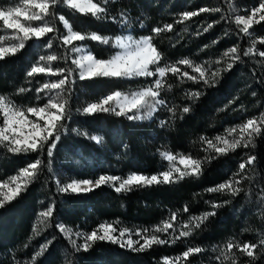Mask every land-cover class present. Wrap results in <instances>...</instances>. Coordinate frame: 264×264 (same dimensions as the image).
I'll list each match as a JSON object with an SVG mask.
<instances>
[{"label":"trees","instance_id":"1","mask_svg":"<svg viewBox=\"0 0 264 264\" xmlns=\"http://www.w3.org/2000/svg\"><path fill=\"white\" fill-rule=\"evenodd\" d=\"M244 1L248 6L255 3V7L260 3V0ZM233 6V2L229 0H116L115 4L109 6L110 15L119 20L120 13L125 12L129 20L126 27L111 20L98 21L90 16H82L65 6L57 8V15H64L74 29L98 32L111 38L127 32L136 38L155 36L153 42L163 51L169 63L187 57L201 63L207 60L206 62L211 63L208 65L214 67L215 61L233 46L239 47L241 60L231 70L223 71V76L219 77V83L214 87L206 86L203 82H181L169 73L165 85L168 87L171 84L169 100H173L176 105L175 115L168 109L164 111L161 108L150 119L136 120L103 112L84 115L77 109L114 91H137L150 85L154 79L80 80L75 75L77 70L74 71L71 79L75 83L70 84V91L66 92L71 110L70 119L65 122L68 131L61 133V140L53 150L51 171L48 170L49 158L45 154L41 157L45 167L40 179L16 200L0 208V264H31L33 254L49 240L52 243L48 251L37 258L36 264H163V258L177 257L188 247L195 246L205 251L190 256L188 264H220L216 259L218 252L214 248L223 247L230 239L241 243L258 241L261 233H264V206L256 207L257 201L251 202L248 195L246 198H238L220 192L210 193L205 189L215 187L239 172V164L245 161L242 154L248 153L257 156L255 185L259 191L264 190V135L255 137L254 148L250 145L245 151L239 150L228 156H221L216 161L204 163L203 175L199 178L187 177L177 184L139 188L127 194H117L108 186H101L88 193H59L55 176V170H61L64 172L63 177L67 176L62 180L69 183L73 179L95 180L102 174L120 177H127L133 172L157 174L166 170L169 164L162 159V152L182 153L204 160V143L200 138L214 137L224 130V125L234 122L226 119L225 113L223 115L217 111L223 110L231 98L237 97L244 78L250 80L251 87L241 97L242 111L237 113L247 117L254 114L255 107L262 108L264 67L260 69L256 65L257 62L262 66V59L257 55H243L249 46V39L238 31L231 15ZM203 7L220 8L221 11L200 12L190 20L177 23L184 12L198 11ZM53 23L61 33H65L63 24L58 19H54ZM166 24L173 26L171 32L156 36L151 31L152 28H162ZM209 24L212 27L204 32L203 29ZM51 35L54 34H49ZM47 39L45 37L44 40L37 41L40 48H47L44 43ZM33 43V40L28 42L25 49L16 56L0 60V94L14 95L19 88H27L29 85L26 73L38 58L37 48ZM53 44L52 53L70 55L59 40H54ZM83 44L97 58L108 59L118 51L110 45L95 41H84ZM257 46L259 50H264V45ZM61 62L63 67L75 69L70 60ZM2 74H8L9 79ZM183 92H201L202 95L191 100ZM31 94L29 92L25 96L30 98ZM11 98L15 100L13 96ZM184 106L190 107L188 113L182 112ZM140 114L143 115V112ZM238 119L236 115V120ZM161 121L165 122L163 126ZM73 130L99 135L103 137V143L86 139ZM36 156V153L13 155L0 149V181L16 174L18 169ZM249 188L248 183L247 191ZM206 201H214L222 206L215 209L216 215L209 217L201 228L195 229L191 236L181 238L174 244L153 245L144 252H133L116 244L99 241L89 251L77 252L56 226L63 223L74 232L90 233L100 222L118 219L140 229H149L167 219L173 211L180 210L178 217L185 221L190 216L213 211ZM49 205H54L53 217L42 229L37 219L39 213ZM185 205L189 207V212H183ZM34 228L40 231L39 235H33ZM233 252L237 254L238 264H246L250 259L236 249ZM225 264H231V261H225ZM255 264H264V256Z\"/></svg>","mask_w":264,"mask_h":264},{"label":"snow or ice","instance_id":"2","mask_svg":"<svg viewBox=\"0 0 264 264\" xmlns=\"http://www.w3.org/2000/svg\"><path fill=\"white\" fill-rule=\"evenodd\" d=\"M116 0H22L14 6H0V22L2 28L11 30L10 35H0V60H4L9 56H16L21 50L25 49L26 42L30 40L44 41L47 48L54 47L53 41L59 40L61 46L68 53H76L75 57L71 55H57L55 53L39 56L37 62L33 64L26 73L27 77H35L38 74H46L48 76H59L58 80H45L38 88L35 89L36 99L40 100L44 93L46 102L42 105L28 106L26 108L17 106L9 98L0 95V149L13 155H27L36 153L37 156L32 161L26 163L23 168L18 169L17 173L11 175L7 179L0 181V208H4L6 204L11 203L28 190V187L38 181L41 176L44 161L41 159L46 154L48 160V170L51 171V158L53 150L57 148L58 142L61 140V133L68 131L66 121L70 119L71 110L69 107V99L64 93L70 91L69 85L75 83L72 78L73 72L78 70L80 80H92L97 78L108 79H134L137 77H156L151 85L145 86L138 91L131 93H122L114 91L98 101L92 102L77 109L84 115H93L98 112L110 113L116 116H125L129 120L152 118L153 113L160 106H165L166 101L162 98L161 92L167 83L166 77L169 73L183 82V78L195 83L203 82L206 86L214 87L219 83V77L222 71H229L234 64L241 60L240 49L233 46L226 50L216 64L222 65L221 68L211 70L205 63H196L195 61L185 57L175 62H167L163 51H161L153 42L155 36H143L139 39L133 38L131 35L125 37L117 36L113 40L111 37L102 35L98 32H90L87 30L74 29V26L65 18L64 15H57V8L65 6L75 13L82 16H90L98 21L111 20L121 23L126 27L129 24L126 13L121 12L120 18L110 15V5L115 4ZM231 8V4L229 5ZM219 12L220 8L209 9L207 7L200 8L198 11H186L182 14L181 19L177 23L190 20L192 17L199 15L200 12ZM264 0H260L257 7H253L250 15H239L235 17L237 26L242 25L240 31L251 36L249 29L253 23L264 21ZM258 19L256 17L258 16ZM223 19V17H221ZM54 19H58L66 30L61 33L53 23ZM39 22V23H33ZM143 27V25H141ZM212 25L209 24L203 29L207 32ZM173 26L166 24L162 28L155 27L151 31L159 36L164 32H171ZM49 34H54L49 36ZM7 40L15 41V43H6ZM95 41L103 45H110L118 49L108 59L97 58L85 44L76 42ZM256 40L252 42L244 56H249L257 52L255 49ZM216 43V41H213ZM260 44H264V38L259 39ZM207 47V45L205 46ZM258 55L264 57V51H258ZM64 60L71 61L75 65V69L71 67H52L51 62ZM230 61V62H229ZM163 62V63H162ZM179 65L190 68L193 73L182 71ZM31 81H29L30 83ZM171 84H168V90ZM31 91L29 88L21 87L19 93ZM202 95L201 92H190L187 96L191 100L198 99ZM231 103V101H230ZM168 111L175 115L176 107L168 108ZM190 107L184 106L183 113H188ZM143 112V115L140 113ZM29 116L35 117V120L29 119ZM182 118V117H181ZM41 121L43 123H41ZM165 124L161 121V125ZM239 129V134L237 133ZM78 135H83L86 139H90L96 143H103V137L99 135H91L87 131L73 130ZM264 135V113L259 117L247 119L244 123L237 127L228 129L227 136H217L214 140L201 137V142L207 145V149L215 152V156L205 157V160L193 158L190 155L182 153L173 154L171 152H162L161 157L169 162L168 168L157 174L146 175L143 173H130L127 177L102 174L97 179H73L69 183H61L57 180V191L59 193L81 194L92 192L101 186L112 188L117 194H127L128 192L139 188H148L161 184H177L187 177L199 178L203 175V164L210 163L211 160L218 156H225L230 151L235 152L240 147L248 148L250 145L254 148L255 137ZM231 136L232 139H228ZM222 145V146H221ZM257 161V156L249 155L247 160L239 164V172L234 173L231 179L226 180L219 185L205 189L207 192H222L231 196H236L243 191L240 187L242 179H248L242 175L245 172L246 165H253ZM182 165L183 167H180ZM240 176L241 179H236ZM264 192V190H262ZM264 201V196L261 197ZM209 203L213 211L202 213L199 216H190L188 221L180 226L178 231L175 226L180 210L173 211L169 217L161 222L160 225L153 229H143L134 231L126 227H119V222H102L90 233L73 231L71 227L59 223L56 226L69 241L71 247L79 252H87L98 241L116 244L121 248L128 249L133 252H144L153 245L174 244L182 237H189L195 229H199L209 217L215 216V209L221 207L214 201H206ZM183 212H189V207L184 206ZM54 213V205H49L46 210L41 211L39 216L43 222L51 220ZM171 230V231H169ZM248 229H246L247 231ZM178 232V234H177ZM156 233H162L167 238L162 239ZM37 228L33 229V235H39ZM139 237L133 240L132 235ZM83 240L78 244L77 239ZM141 240L143 243H141ZM51 240L40 246L31 257V264H36L37 258L42 256L49 249ZM138 245V247H137ZM28 247V245H25ZM236 249L239 253L250 258L246 264H255L257 260L264 256V233H261L256 243L244 242L236 240H228L223 247L214 248L218 252L216 257L220 264L225 261H231V264H238L237 254L233 252ZM205 249L195 246L188 247L179 256L174 258H163V264H188V258L194 254H199Z\"/></svg>","mask_w":264,"mask_h":264},{"label":"rangeland","instance_id":"3","mask_svg":"<svg viewBox=\"0 0 264 264\" xmlns=\"http://www.w3.org/2000/svg\"><path fill=\"white\" fill-rule=\"evenodd\" d=\"M231 3L233 2V4H234V6H233V8H232V11H231V15H232V17H233V19H234V21H235V17L236 16H239V15H250L251 14V10H252V8L253 7H255L254 6V4L255 3H250L249 4V6L248 5H246L245 3V1L244 0H229ZM19 2H21L22 3V0H19ZM18 3V0H0V6H3V7H10V6H14V5H16ZM257 7V6H256ZM262 14H264V13H262ZM258 17H259V14H258V16L256 17V19H258ZM33 23H39V22H33ZM262 23H264V21H261L260 23H253V26H252V28L251 29H249V32L251 33V36H248V35H246L245 33H243V32H241L240 31V28L241 27H243L242 25H240V26H238V31L240 32V33H242L243 35H245L248 39H249V46H248V48L250 47V46H252V42H253V40L255 39L257 42H256V44H255V49L256 50H258V51H264V50H259L257 47V44L259 45L260 43H259V39L260 38H264V30H262ZM64 27V26H63ZM66 31V30H65ZM238 32V33H239ZM5 34H7V35H10L11 34V30H5V29H3L2 28V22H0V35H5ZM129 35H131L133 38H135V39H139V38H136V37H134L130 32H127V33H124V34H122L121 35V37H127V36H129ZM113 40L115 39V38H112ZM31 41V40H30ZM30 41H27L26 42V44L28 43V42H30ZM33 41H35V40H33ZM6 43H15V41H12V40H7L6 41ZM76 43H78V44H80V43H84V42H76ZM34 45H35V47L37 48V52H38V58H39V56H41V55H48V54H53L52 52H53V48H51V49H49V48H40L39 47V43L37 42V41H35V43H33ZM260 45H264V44H260ZM263 48H264V46H262ZM247 48V49H248ZM246 49V50H247ZM245 50V51H246ZM258 51L257 52H255V53H253V54H250L249 56H255V55H257L259 58H261L262 59V66H261V64L259 65L257 62H256V65H258L259 67H260V69H261V67H264V57H261V56H259L258 55ZM55 54H57V55H59L58 53H55ZM70 55L71 56H73V57H75L77 54L76 53H70ZM222 57V56H221ZM7 58V57H6ZM38 58H37V60H38ZM37 60L35 61V62H33V64H35L36 62H37ZM204 61V62H203ZM202 61V63H205V64H211V63H209V62H206L207 60H203ZM196 63H201V61H195ZM230 62V61H229ZM259 62V61H258ZM32 64V65H33ZM51 64H52V67L53 68H55V67H57V66H60V67H63V63L61 62V60H58V61H53V62H51ZM75 66V65H74ZM183 67H181V70L182 71H188L189 72V74H191V75H198V74H196V73H193L192 72V70L190 69V68H186V66H184V65H182ZM209 66V65H208ZM210 67V69L211 70H216L217 68H221L222 67V65H220V64H216L214 67H211V66H209ZM78 70L76 71V74L75 75H77L78 76ZM223 71L221 72V74H220V76H223ZM2 75H5L8 79H9V75L8 74H2ZM79 77V76H78ZM156 79V77H137V78H134V79H144V80H146V79ZM58 79H60V77L59 76H48V75H46V74H38V75H36L35 77H29V80H28V83H29V81H31L30 83H29V85L27 86V88H29V89H31V91H28V92H25V93H19L18 92V90H17V92L14 94V95H3V96H5V97H7V98H9L11 101H13L17 106H20V107H23V108H26V107H28V106H35V105H42L43 103H45L46 102V96H45V94L44 93H41L40 95L43 97V99H40V100H37L36 99V95H37V93H36V91H35V89L36 88H38L45 80H58ZM238 79H239V76H238ZM183 80H184V82H186V81H190V80H187V78H183ZM202 82V81H201ZM152 84V83H151ZM150 84V85H151ZM205 85V84H204ZM166 86V85H165ZM164 86V90H162V92H161V96H162V98L166 101V105H167V107H165V106H160L158 109H161V108H163L164 109V111H166L168 108H171V107H173V106H175L176 107V105H175V103H174V101L172 100V101H170L169 100V98H171V94H170V91L168 90V87L166 86L165 87ZM250 87H251V82H250V80L249 79H245L244 78V80L242 81V84H241V86L238 88V93H237V97L236 98H231V103L230 102H227L228 104H226V105H224V108H223V110H218L217 111V113H222L223 115H224V113H225V116H226V119H232V121L234 120V122H232V124L231 123H229L228 125H224V130L220 133V134H217V135H215L214 137L213 136H211L210 138H208V139H212V140H214L215 139V137H217V136H227V134H228V129H230V128H234V127H237L238 125H240V124H242V123H244L247 119H250V118H253V117H259L260 115H261V113H263L264 112V106L262 107V108H260V107H255L254 109V114H252V116H247V117H243L242 116V114L241 113H237L238 111H242V109H241V107H242V104H241V97L244 95V93H245V91H247V90H249L250 89ZM24 88H26L25 86H24ZM140 90V89H139ZM138 91V90H137ZM32 93L31 94V96H30V98H28V97H26L25 95L27 94V93ZM131 93V92H130ZM187 92H183V94H186ZM0 95H2V94H0ZM64 95H65V97H67L66 96V93H64ZM11 96H13L14 98H15V100L13 99V98H11ZM104 97V96H103ZM100 98H98V100H99ZM168 99V100H167ZM98 100H96V101H98ZM95 101V102H96ZM157 109V110H158ZM259 110H261L262 112H257V111H259ZM239 117V119H238V121L236 120V115ZM229 117V118H228ZM29 119H31V120H35L36 118L35 117H32V116H29ZM0 121H2V117H0ZM41 123H43L42 121H41ZM239 134V129L237 128V133H235L234 135H238ZM228 139H232V137L231 136H228ZM222 146V145H221ZM246 149H248V148H244V147H240V148H238V149H236V151H239V150H241V151H245ZM235 151V152H236ZM203 157H204V160H205V157H208V156H215L216 154H215V152L214 151H212L211 149H207V145L206 144H204V148H203ZM232 153H234V152H229L228 154H227V156L229 155V154H232ZM226 156V155H225ZM242 156L244 157L243 159L246 161L247 160V157L249 156V154L248 153H244V154H242ZM221 156H218L216 159H213L214 161H216L217 159H219ZM212 161V160H211ZM180 167H183L182 165H180ZM64 169V168H63ZM257 170H258V164H257V162H255L253 165H246V169H245V172L242 174V175H245V176H247L248 177V179H242L241 180V185H240V187H242L243 188V191L242 192H240L238 195H236V196H238V198L239 197H244L245 196V198L247 197V195L250 197L249 198V200H251V202H253L254 200L255 201H257V204L255 203V205H256V207L257 206H264V201H262V199H261V197L262 196H264V192H262V190H260L259 191V188L255 185L256 184V180H257ZM42 173V172H41ZM63 175H64V172L63 171H61V170H55V176L57 177V179L56 180H59L61 183H65L64 182V180H62V179H66V177H63ZM69 177V176H68ZM233 176H231L230 177V179L232 178ZM236 179H241V177L240 176H236L235 177ZM97 179V178H96ZM250 184V188H249V190L247 191V184ZM56 185H57V183H56ZM251 189V190H250ZM252 190L254 191V192H252ZM220 193H222V192H220ZM224 195H229V194H227V193H223ZM241 194H242V196H241ZM253 196H255V198L253 197ZM0 199H2V197H0ZM253 200V201H252ZM44 211V210H43ZM37 221H38V223H39V227L40 228H42V229H44L45 227H46V225H47V222H43L42 221V218L40 217V216H38V219H37ZM114 221H118L119 222V227H126V228H128V229H132V230H134V231H140V230H143V229H140V228H137L136 226H134V225H130V224H128V223H122L121 221H119L118 219H115V220H112V221H102V222H114ZM102 222H100V223H102ZM185 222H187V221H185V220H183L182 218H180V217H178V220H177V222H176V224H175V226L177 227V229H178V231L180 230V226L183 224V223H185ZM161 224V222L160 223H158L157 224V226L158 225H160ZM156 227V226H155ZM154 227H152V228H149V230H151V229H153ZM169 231H171V230H169ZM157 235H159L162 239H164V238H167L166 236H164V234H162V233H156ZM177 234H178V232H177ZM74 239H77V243L78 244H81V243H83V240H81V239H78V238H76L75 236L73 237ZM182 238H184V237H182ZM132 239L133 240H136V239H139V237H137V236H135L134 234L132 235ZM100 242V241H99ZM141 243H143V241L141 240ZM137 247H138V245H137Z\"/></svg>","mask_w":264,"mask_h":264}]
</instances>
